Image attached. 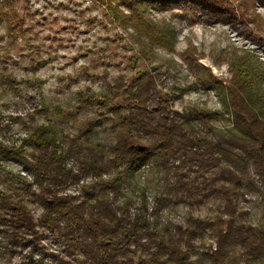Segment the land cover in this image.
Returning a JSON list of instances; mask_svg holds the SVG:
<instances>
[{
    "label": "trees",
    "instance_id": "obj_1",
    "mask_svg": "<svg viewBox=\"0 0 264 264\" xmlns=\"http://www.w3.org/2000/svg\"><path fill=\"white\" fill-rule=\"evenodd\" d=\"M126 1L130 10L199 8V0ZM199 79L222 110H175L185 89L164 91L144 73L78 91L74 104L53 109L58 121L21 119L19 144L0 139V163H19L24 174L10 179L19 197L0 189L5 250L30 248V259L48 234L65 264H264V66H240L229 81L199 66ZM5 80L17 89L15 77ZM75 110L88 115L71 136L63 126ZM145 172L155 173L153 186L142 183ZM25 198L41 209L37 224ZM247 200L260 212L257 224ZM210 202L214 218L167 216Z\"/></svg>",
    "mask_w": 264,
    "mask_h": 264
},
{
    "label": "rangeland",
    "instance_id": "obj_2",
    "mask_svg": "<svg viewBox=\"0 0 264 264\" xmlns=\"http://www.w3.org/2000/svg\"><path fill=\"white\" fill-rule=\"evenodd\" d=\"M184 7L154 10L138 5L130 10L126 0H0V139L19 144L25 135L21 119L33 115L40 123L49 117L58 121L56 106L72 105L78 91L87 86L99 91L119 76L132 79L147 73L164 91L185 89L174 103L178 111L222 110L215 91L200 81L199 66L225 81L240 66H264V0H199L198 9ZM9 75L19 81L16 90L5 80ZM43 106L49 108L47 118L37 113ZM87 115L73 111L63 126L65 133H81ZM4 169L11 174L7 178L0 173V189L19 197L10 179L24 176L23 167L0 163V172ZM144 176L142 183L153 186L155 173ZM247 201L242 206L257 224L260 212L254 200ZM24 203L37 224L41 209L27 198ZM216 205H180L167 216L180 221L192 212L214 218ZM1 232L0 264H65L69 259L48 234L30 259V248L19 246L9 253ZM208 247L199 244L201 252Z\"/></svg>",
    "mask_w": 264,
    "mask_h": 264
}]
</instances>
